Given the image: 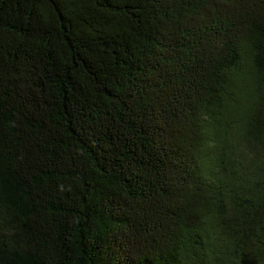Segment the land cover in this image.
I'll return each instance as SVG.
<instances>
[{"label":"trees","instance_id":"16d2710c","mask_svg":"<svg viewBox=\"0 0 264 264\" xmlns=\"http://www.w3.org/2000/svg\"><path fill=\"white\" fill-rule=\"evenodd\" d=\"M0 264H264V0H0Z\"/></svg>","mask_w":264,"mask_h":264}]
</instances>
